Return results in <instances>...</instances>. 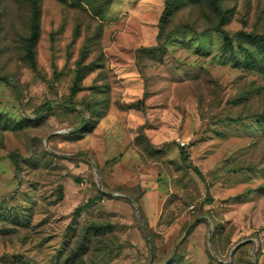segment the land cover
Instances as JSON below:
<instances>
[{"label":"rangeland","instance_id":"obj_1","mask_svg":"<svg viewBox=\"0 0 264 264\" xmlns=\"http://www.w3.org/2000/svg\"><path fill=\"white\" fill-rule=\"evenodd\" d=\"M0 264H264V0H0Z\"/></svg>","mask_w":264,"mask_h":264},{"label":"trees","instance_id":"obj_2","mask_svg":"<svg viewBox=\"0 0 264 264\" xmlns=\"http://www.w3.org/2000/svg\"><path fill=\"white\" fill-rule=\"evenodd\" d=\"M168 9H169V7L166 8L164 13H167ZM40 17H41L40 9H37L35 16H34L35 22L33 23V26H32L33 35L29 39V41L31 43V47L29 48V57H30V60L32 61V67H36L35 49H36L37 43H38L39 38H40ZM217 33L224 36V40H225V43L227 45L231 44V38L229 37L228 33L225 30H217ZM182 159L184 161H186L187 157L185 155H183ZM12 161H13V164L15 165L16 171L19 173L21 171V166L19 164L18 158L16 156H12ZM94 202H95V200H90L86 205L78 207L76 209L75 213H80L81 211L89 208L92 204H94Z\"/></svg>","mask_w":264,"mask_h":264},{"label":"built area","instance_id":"obj_3","mask_svg":"<svg viewBox=\"0 0 264 264\" xmlns=\"http://www.w3.org/2000/svg\"><path fill=\"white\" fill-rule=\"evenodd\" d=\"M179 143H180V145H181L182 147H185V146H186V143L183 142V141H181V142H179Z\"/></svg>","mask_w":264,"mask_h":264}]
</instances>
